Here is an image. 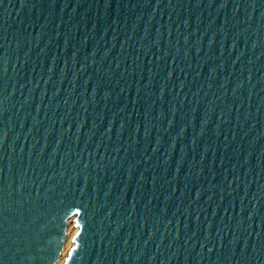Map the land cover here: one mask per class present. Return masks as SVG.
Returning <instances> with one entry per match:
<instances>
[{"label": "water", "instance_id": "obj_1", "mask_svg": "<svg viewBox=\"0 0 264 264\" xmlns=\"http://www.w3.org/2000/svg\"><path fill=\"white\" fill-rule=\"evenodd\" d=\"M264 264V0H0V264Z\"/></svg>", "mask_w": 264, "mask_h": 264}, {"label": "bare ground", "instance_id": "obj_2", "mask_svg": "<svg viewBox=\"0 0 264 264\" xmlns=\"http://www.w3.org/2000/svg\"><path fill=\"white\" fill-rule=\"evenodd\" d=\"M74 218V221H75V224H76V217L73 216L71 219ZM71 219L69 220L71 222ZM72 226H68L69 229L67 228L68 230V233H67V238H66V243H65V247H64V250L61 254V257L59 259V261L56 263V264H65L66 262V259L67 257L69 256V253L71 251V249L73 248V246L75 245V236L76 234L78 233V226L77 224L74 225V222L72 221ZM70 225V224H69Z\"/></svg>", "mask_w": 264, "mask_h": 264}, {"label": "rangeland", "instance_id": "obj_3", "mask_svg": "<svg viewBox=\"0 0 264 264\" xmlns=\"http://www.w3.org/2000/svg\"><path fill=\"white\" fill-rule=\"evenodd\" d=\"M72 221L74 222V225H76L75 221H74V218H73V219H71V222L69 223L70 224L69 227L72 226V224H73ZM69 227H68V229H69ZM67 233H68V230H67Z\"/></svg>", "mask_w": 264, "mask_h": 264}]
</instances>
